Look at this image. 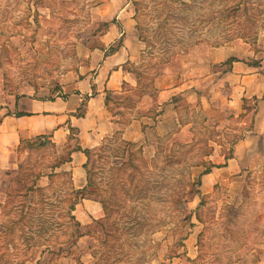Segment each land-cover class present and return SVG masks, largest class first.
<instances>
[{
    "label": "rangeland",
    "instance_id": "obj_1",
    "mask_svg": "<svg viewBox=\"0 0 264 264\" xmlns=\"http://www.w3.org/2000/svg\"><path fill=\"white\" fill-rule=\"evenodd\" d=\"M104 2L0 0L1 115L87 69L117 22L101 18ZM132 13L140 50L125 68L137 85L122 102L163 134L138 145L113 135L85 153L78 198L92 203L76 210L58 169L69 149L49 135L21 141L0 171V264L264 259V0H133Z\"/></svg>",
    "mask_w": 264,
    "mask_h": 264
},
{
    "label": "crops",
    "instance_id": "obj_2",
    "mask_svg": "<svg viewBox=\"0 0 264 264\" xmlns=\"http://www.w3.org/2000/svg\"><path fill=\"white\" fill-rule=\"evenodd\" d=\"M132 1L105 0L99 11L101 18L112 16L117 22L109 24L98 43L88 50L87 69L66 75L69 81L65 80L57 96L15 98L7 103L6 114L1 115L0 110V171L13 166L12 154L21 141L49 135L52 142L70 151L58 169L69 172L70 192L77 197L74 210L78 206L87 209V204L92 203L78 198L87 184V156L82 150L99 148L113 135L138 145L148 139V134L158 137L164 131L159 122L155 124L152 117L144 115L148 113L144 107H124L122 102L127 89L137 85L133 73L125 68L140 50ZM109 93L112 98L118 97L121 108L109 109ZM258 264H264V259Z\"/></svg>",
    "mask_w": 264,
    "mask_h": 264
},
{
    "label": "trees",
    "instance_id": "obj_3",
    "mask_svg": "<svg viewBox=\"0 0 264 264\" xmlns=\"http://www.w3.org/2000/svg\"><path fill=\"white\" fill-rule=\"evenodd\" d=\"M77 150H81L80 148H77ZM84 153H87L89 150H82ZM209 172V169H207L206 171H205V173H208ZM84 191V189L83 190H81V191H79V193H81V195L83 194L82 192Z\"/></svg>",
    "mask_w": 264,
    "mask_h": 264
}]
</instances>
